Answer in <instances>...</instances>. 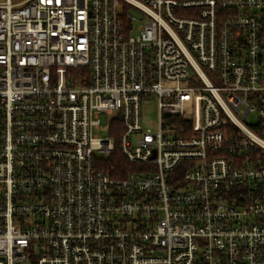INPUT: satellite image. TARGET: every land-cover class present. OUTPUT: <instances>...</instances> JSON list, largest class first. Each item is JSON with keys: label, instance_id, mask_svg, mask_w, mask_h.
Returning <instances> with one entry per match:
<instances>
[{"label": "built area", "instance_id": "obj_1", "mask_svg": "<svg viewBox=\"0 0 264 264\" xmlns=\"http://www.w3.org/2000/svg\"><path fill=\"white\" fill-rule=\"evenodd\" d=\"M0 264H264V0H0Z\"/></svg>", "mask_w": 264, "mask_h": 264}, {"label": "trees", "instance_id": "obj_2", "mask_svg": "<svg viewBox=\"0 0 264 264\" xmlns=\"http://www.w3.org/2000/svg\"><path fill=\"white\" fill-rule=\"evenodd\" d=\"M122 132V126L120 122H117L115 126H112L110 136H113L115 140H118ZM102 166L104 172L119 178H122L129 170L135 169V166L128 162L121 154L118 145L114 155H112L107 161H105Z\"/></svg>", "mask_w": 264, "mask_h": 264}, {"label": "rangeland", "instance_id": "obj_3", "mask_svg": "<svg viewBox=\"0 0 264 264\" xmlns=\"http://www.w3.org/2000/svg\"><path fill=\"white\" fill-rule=\"evenodd\" d=\"M143 127L144 129H156V124L158 121V117H159V112H158V107H157V101L156 100H152L147 102L144 106H143ZM100 136L102 137H106L107 133L104 131H99L98 132ZM135 140L136 137L133 136L132 137V145L135 144Z\"/></svg>", "mask_w": 264, "mask_h": 264}]
</instances>
